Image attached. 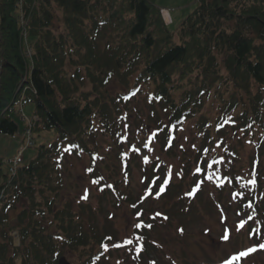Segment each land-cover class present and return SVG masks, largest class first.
I'll use <instances>...</instances> for the list:
<instances>
[{
	"label": "trees",
	"instance_id": "1",
	"mask_svg": "<svg viewBox=\"0 0 264 264\" xmlns=\"http://www.w3.org/2000/svg\"><path fill=\"white\" fill-rule=\"evenodd\" d=\"M18 1L0 0V135L17 134L22 98L39 118L34 131L58 136L0 202V264H58L66 253L71 264H158L155 227L197 206L215 208L231 234L221 212L233 209L242 241L264 239V0H198L174 34L156 0H24L34 5L29 75ZM139 100L151 123L133 120ZM73 160L85 163L84 199L63 194ZM135 166L147 197L131 190ZM95 192L127 213V236L84 218ZM175 232L183 238V224Z\"/></svg>",
	"mask_w": 264,
	"mask_h": 264
},
{
	"label": "rangeland",
	"instance_id": "2",
	"mask_svg": "<svg viewBox=\"0 0 264 264\" xmlns=\"http://www.w3.org/2000/svg\"><path fill=\"white\" fill-rule=\"evenodd\" d=\"M155 4L158 8L163 9L162 11H164L163 16L166 20L167 29L172 34L177 32L180 24L198 7L197 0H156ZM27 7L33 9L34 5L29 6L27 4ZM56 15H58V17L55 18L53 27L54 29H58L60 27L58 30H62L63 23L61 17L59 18L60 12ZM27 39L26 35L22 37L21 46H23V49L26 48L25 53L28 57H30L29 55L31 54V48H33V46L29 39L27 42ZM139 102V104L137 102L138 105L136 104L135 111L132 112L133 120L136 119L138 124L143 121L145 124L151 123L147 106L144 105V102H141L140 100ZM23 110L24 117L32 118L34 105L28 103ZM23 115L16 107L15 112L11 114V117L13 121L18 124L17 134L15 136L0 135V162L7 160L9 157L15 156L14 153L17 151L21 143V137H25V132H23L25 123L21 121V117ZM154 134L155 131L147 135L151 142L153 141L151 136ZM57 136L58 134L55 130L34 132L33 138L36 145L25 151L24 164L28 165L29 161L36 157L39 146L50 147V145L56 142ZM160 144L161 143H157L151 147L157 152ZM177 152L179 151L177 150ZM250 153V150L247 151V154L252 156ZM72 162L73 167L69 172L71 173L72 179L69 183H66L63 194L72 200H74V198L78 199L79 196L84 199L86 192H88V188L86 186L87 183L85 181V163L80 160H73ZM135 162L136 165L140 163L138 160ZM167 169V175L169 177L172 179L176 177V170L178 169L176 163H169ZM3 172L7 174L6 167H3ZM143 175L144 174L143 171L140 170V166H135L131 169V190L137 197L141 192H143L146 197L149 195V191H144L146 186L143 180ZM15 178H17V175L0 178V202L6 198V191L10 189L9 187H11V184L9 183L13 182ZM63 194L62 196H64ZM90 194V199L88 200L89 205L85 206L83 212L85 215L87 214L91 217L95 226L98 225V228L105 232H108L111 229L121 237L127 236L129 232L133 230V222L131 219L126 218L127 213L123 211V209L115 208L114 199L111 195L106 194V196H103V194L98 192ZM149 203L152 204L153 202L149 200ZM231 212L227 211V214L225 213L227 220L233 226V229L231 228V230L234 232L238 230L241 232L237 233H242L241 225L239 224L240 219L234 215L233 209ZM169 214L170 216L172 215L170 221L165 222L162 220L164 224H158L151 236V238L156 241L158 240L159 242V252L154 253L152 251L154 253H152V256L157 260L158 264H172L173 262L184 264L185 262L190 263V261L194 260L206 262L216 260L219 261L220 259L224 261H220L219 264H264V247H262V245H264V241H256L253 238L252 240L248 239L249 241L246 243L240 239L241 234H231L227 231V227L224 228L221 221L218 220L219 214L215 208L210 206L205 210L202 206H197L195 211H193V214L190 213L183 215L182 217L179 216L178 212L175 210H171V213ZM87 215L84 217L85 219L88 217ZM182 224L184 226V232H186L183 238L179 237L180 234L175 232L176 226H180ZM225 237H227L228 241ZM244 246L249 247L247 250L248 253L244 251L232 253ZM240 253L246 254L239 255ZM233 257L237 258L233 259ZM63 258L70 264L76 259L75 256L67 253L63 256Z\"/></svg>",
	"mask_w": 264,
	"mask_h": 264
},
{
	"label": "snow or ice",
	"instance_id": "3",
	"mask_svg": "<svg viewBox=\"0 0 264 264\" xmlns=\"http://www.w3.org/2000/svg\"><path fill=\"white\" fill-rule=\"evenodd\" d=\"M243 225H241L242 227ZM137 227H139V225H137ZM225 239H227V237H225ZM262 247H264V245H262ZM246 253H240L239 255H245ZM237 257H233V259H236Z\"/></svg>",
	"mask_w": 264,
	"mask_h": 264
},
{
	"label": "water",
	"instance_id": "4",
	"mask_svg": "<svg viewBox=\"0 0 264 264\" xmlns=\"http://www.w3.org/2000/svg\"><path fill=\"white\" fill-rule=\"evenodd\" d=\"M59 264H68V263H67V261H65V259H61V260L59 261Z\"/></svg>",
	"mask_w": 264,
	"mask_h": 264
}]
</instances>
